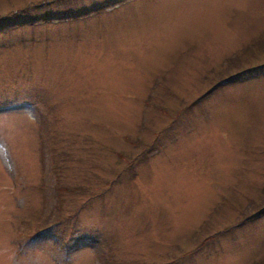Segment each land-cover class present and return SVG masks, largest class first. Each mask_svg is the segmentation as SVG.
<instances>
[{"label": "rangeland", "instance_id": "rangeland-1", "mask_svg": "<svg viewBox=\"0 0 264 264\" xmlns=\"http://www.w3.org/2000/svg\"><path fill=\"white\" fill-rule=\"evenodd\" d=\"M0 264H264V0H0Z\"/></svg>", "mask_w": 264, "mask_h": 264}, {"label": "trees", "instance_id": "trees-1", "mask_svg": "<svg viewBox=\"0 0 264 264\" xmlns=\"http://www.w3.org/2000/svg\"><path fill=\"white\" fill-rule=\"evenodd\" d=\"M28 240L33 241V240H35V237H34L33 239H28ZM261 260H262V259H261ZM261 260H260V261H261ZM262 262H263V260H262Z\"/></svg>", "mask_w": 264, "mask_h": 264}]
</instances>
